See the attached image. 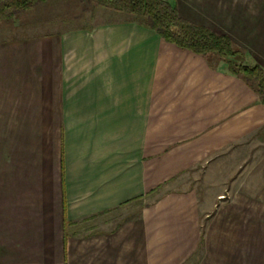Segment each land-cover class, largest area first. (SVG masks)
Listing matches in <instances>:
<instances>
[{
  "label": "crops",
  "instance_id": "crops-1",
  "mask_svg": "<svg viewBox=\"0 0 264 264\" xmlns=\"http://www.w3.org/2000/svg\"><path fill=\"white\" fill-rule=\"evenodd\" d=\"M50 1L0 21V264H264L255 86ZM172 2L264 68V0Z\"/></svg>",
  "mask_w": 264,
  "mask_h": 264
},
{
  "label": "trees",
  "instance_id": "trees-1",
  "mask_svg": "<svg viewBox=\"0 0 264 264\" xmlns=\"http://www.w3.org/2000/svg\"><path fill=\"white\" fill-rule=\"evenodd\" d=\"M49 0H0V21L16 15ZM95 9H107L132 16L134 21L155 31L169 43L190 50L199 55L216 54L227 61L231 73L242 76L255 86L264 105V68L242 66L233 62L239 53L234 50L228 35L197 26L181 17L172 0H83Z\"/></svg>",
  "mask_w": 264,
  "mask_h": 264
},
{
  "label": "rangeland",
  "instance_id": "rangeland-1",
  "mask_svg": "<svg viewBox=\"0 0 264 264\" xmlns=\"http://www.w3.org/2000/svg\"><path fill=\"white\" fill-rule=\"evenodd\" d=\"M206 1V0H203ZM53 3L54 7H57V9L60 11L59 13H62L63 11H72L75 15L82 16L81 18H75L64 20L63 22H59L58 26L60 29L62 28H68L70 26H89L92 24H95L97 22H105V21H112L119 19L120 17H123L122 14H119L117 12H114L112 10L107 9H95L93 5L88 1L83 0H60V1H50ZM191 3H195V0H189ZM68 13V12H67ZM66 13L62 14L65 15ZM70 14V12L68 13ZM55 15H58L57 10H55ZM125 19H132V17L125 16L123 17ZM57 24V23H56Z\"/></svg>",
  "mask_w": 264,
  "mask_h": 264
}]
</instances>
